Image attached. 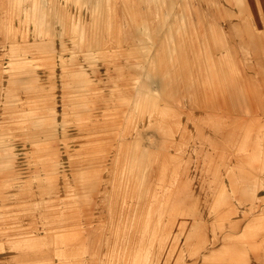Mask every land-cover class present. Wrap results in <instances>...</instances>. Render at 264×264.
<instances>
[{
	"label": "rangeland",
	"instance_id": "1",
	"mask_svg": "<svg viewBox=\"0 0 264 264\" xmlns=\"http://www.w3.org/2000/svg\"><path fill=\"white\" fill-rule=\"evenodd\" d=\"M0 264H264V0H0Z\"/></svg>",
	"mask_w": 264,
	"mask_h": 264
}]
</instances>
